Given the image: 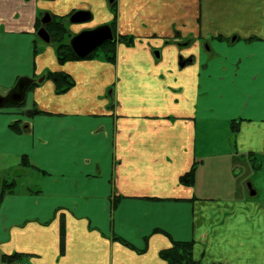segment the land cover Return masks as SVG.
<instances>
[{"label": "crops", "instance_id": "obj_1", "mask_svg": "<svg viewBox=\"0 0 264 264\" xmlns=\"http://www.w3.org/2000/svg\"><path fill=\"white\" fill-rule=\"evenodd\" d=\"M74 2L113 19L103 0H0V96L31 80L0 106V158L38 175L0 187V258L169 264L161 253L183 243L195 264H264L247 175L264 156V0H118L112 56L61 64L36 19Z\"/></svg>", "mask_w": 264, "mask_h": 264}, {"label": "flooded vegetation", "instance_id": "obj_2", "mask_svg": "<svg viewBox=\"0 0 264 264\" xmlns=\"http://www.w3.org/2000/svg\"><path fill=\"white\" fill-rule=\"evenodd\" d=\"M24 1L27 3L30 2V0H24ZM40 1H46L49 3L56 2V0H40ZM103 1L105 3L106 9L112 12L113 14V19L110 22L109 21L104 22V23L97 22L96 21L97 19L95 18L96 16L95 11L92 10L90 5L84 2L82 5L78 6L74 2L72 9H70L68 15L66 16H59V14H54L52 11H50L49 8L41 10L39 16L36 19L35 32L37 36H39L38 32L40 31L43 33L44 31V33L41 35L44 36L45 34V37L49 35L50 41L54 43L55 33L59 32L58 29H60V28H57V25L60 24V26L62 27V30L64 31L63 42L65 44L66 43L69 44V46L71 47L72 39L76 35L80 34L81 32L94 30V29H97L103 26H109L112 29L114 40L106 41L98 49H96L92 54H95L99 49L104 48V47L111 48V44L115 43L116 37H117L116 29H117L118 0H103ZM99 7H101V5H97V9ZM78 12L85 13V16H80L79 14L77 18L80 20L76 22H72V17L74 16V14ZM39 37L43 40L41 36ZM66 37H68V41L66 40ZM57 44L58 43L55 42L56 46Z\"/></svg>", "mask_w": 264, "mask_h": 264}, {"label": "trees", "instance_id": "obj_3", "mask_svg": "<svg viewBox=\"0 0 264 264\" xmlns=\"http://www.w3.org/2000/svg\"><path fill=\"white\" fill-rule=\"evenodd\" d=\"M58 24V23H57ZM57 28L59 32L55 33L54 37V43H58L56 46L57 54L59 57V62L61 64H65L69 61H74V60H82L79 58L71 49L69 44H65L63 42V35L64 31L62 30V27L60 24L57 25ZM134 39L133 36H123L121 37L122 41H125V43L130 44L132 40ZM130 41V43L128 42ZM114 44H111V48L109 47H104L102 48L105 52L104 55L106 56H112L114 52ZM96 54H91L88 58H94ZM108 59L113 60L111 57H108ZM49 79L53 80L56 84V87L58 89V92H66L71 88L74 84L72 78L65 74V73H50L49 74ZM32 87H35V85H32ZM6 105L9 106H14L15 104L8 103ZM238 123L234 121L233 123V128L238 130ZM23 165H28L29 160L27 157H24L22 160ZM195 171H196V166H193L192 170L187 173L185 176L182 177L181 181L183 184H190L194 181L195 177ZM6 186H8L6 184ZM11 186V183L10 185ZM6 190L4 189L2 197H5ZM161 256L169 261V264H195L192 257H191V244H183V243H175L173 248L170 250L163 251L161 253ZM22 255L16 254V255H11V256H3L0 258V263H6V264H13L14 262L16 263H22Z\"/></svg>", "mask_w": 264, "mask_h": 264}, {"label": "water", "instance_id": "obj_4", "mask_svg": "<svg viewBox=\"0 0 264 264\" xmlns=\"http://www.w3.org/2000/svg\"><path fill=\"white\" fill-rule=\"evenodd\" d=\"M85 16V13L78 12L72 17V22L79 21L78 15ZM44 33V31H43ZM42 32H38V35L43 38L44 41L50 43L49 35L45 37L42 36ZM114 40V35L112 29L109 26L99 27L94 30L84 31L76 35L71 41V47L75 54L79 58H86L92 54L96 49H98L106 41ZM31 84V80L20 79L17 84L14 86L12 91L6 97L0 96V106L5 105L6 103L18 104L21 103L25 98V93L28 87Z\"/></svg>", "mask_w": 264, "mask_h": 264}, {"label": "rangeland", "instance_id": "obj_5", "mask_svg": "<svg viewBox=\"0 0 264 264\" xmlns=\"http://www.w3.org/2000/svg\"><path fill=\"white\" fill-rule=\"evenodd\" d=\"M68 41V37H66ZM105 51L101 48L95 54L102 56ZM14 108V107H13ZM220 133H224V129H220ZM209 141L213 142V139H208ZM223 146L225 144L221 143ZM221 144L219 147H221ZM209 149L212 150V146H209ZM217 151L219 148L216 149ZM219 153V152H218ZM19 159L16 158H0V187L4 183H13L17 182V187L22 189L23 186L31 185L32 183H36V178L38 177L37 174L32 173L29 169L19 170L20 167L18 166V162L16 161ZM257 165H261L259 168L255 165H249V173L247 174L249 177V181L252 183L254 189L259 191V200L264 201V156L259 157L258 161L256 162ZM245 172L243 170L242 175H238V179L245 178ZM230 180V178H229ZM1 192V188H0ZM1 194V193H0Z\"/></svg>", "mask_w": 264, "mask_h": 264}]
</instances>
